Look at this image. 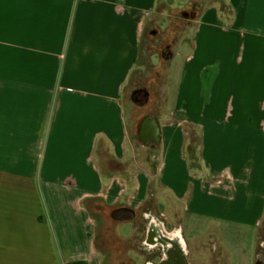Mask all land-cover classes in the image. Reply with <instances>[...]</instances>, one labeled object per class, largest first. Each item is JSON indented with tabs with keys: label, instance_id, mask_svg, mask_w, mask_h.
Listing matches in <instances>:
<instances>
[{
	"label": "crops",
	"instance_id": "crops-1",
	"mask_svg": "<svg viewBox=\"0 0 264 264\" xmlns=\"http://www.w3.org/2000/svg\"><path fill=\"white\" fill-rule=\"evenodd\" d=\"M191 1L0 0V264H102L90 204L138 215L155 189L173 225L261 228L264 0ZM188 5L162 112L128 116L145 34Z\"/></svg>",
	"mask_w": 264,
	"mask_h": 264
},
{
	"label": "rangeland",
	"instance_id": "rangeland-1",
	"mask_svg": "<svg viewBox=\"0 0 264 264\" xmlns=\"http://www.w3.org/2000/svg\"><path fill=\"white\" fill-rule=\"evenodd\" d=\"M204 3V0H192ZM190 6L184 10L185 13L189 11ZM191 9V8H190ZM164 25L155 26L154 33L147 32L143 40V52L139 62L137 70L131 77V85L129 86L126 97L125 106L127 108L128 116L139 119L145 112L154 111L156 114H160L164 108L166 87L168 83V69L172 67L170 74L171 78L174 77L178 63L181 62V56L175 53L182 52L184 45L191 44V35L195 27V21L193 17H182V12H178V15L171 17L169 22H164ZM167 26V28H165ZM170 45V51L167 50V46ZM168 54H171L168 56ZM174 58V59H173ZM173 81V80H172ZM144 87L146 92L149 93V101L143 102V96L140 97L141 103H135L132 99V93L136 88ZM196 139H197V132ZM195 148H197L195 146ZM196 149L188 153V156L196 165ZM147 151V150H145ZM151 152L152 150H149ZM195 159V161H194ZM156 189L154 196L148 199V203L143 210L138 212V219L136 222H132L131 225H121L114 220L110 212L104 211L103 206L99 203L92 202L90 204L93 216L98 221L97 240L98 246L105 253V259L102 264H147L150 262L148 259V253L153 252V248L144 244L146 228L150 224L151 217L153 221H156L158 226L162 225V207L161 204L165 203V199L162 195L159 197ZM159 203L161 204L157 205ZM152 203H154L152 205ZM166 206L164 211L169 215L170 209ZM143 214H147L148 218H145ZM174 215V214H173ZM150 216V217H149ZM177 214H175L176 218ZM170 224L175 222V218L171 215ZM187 222V221H186ZM186 226L188 225L185 224ZM195 232H201L195 239L190 241L194 249L193 259L199 261H205L204 253L199 252L196 254V248L199 250H205L209 248V242L207 241L210 236L214 237L219 246L218 256L231 258V264L236 261L238 253H242L243 244L251 237L255 238V244L259 243V240L264 237V223L259 229L242 228L227 224H214L209 226L207 230L205 225L201 222L195 223ZM134 229V233L133 230ZM191 231V230H189ZM193 231V230H192ZM188 236H191V232H187ZM208 252V251H207ZM243 264H247L244 260Z\"/></svg>",
	"mask_w": 264,
	"mask_h": 264
},
{
	"label": "flooded vegetation",
	"instance_id": "flooded-vegetation-1",
	"mask_svg": "<svg viewBox=\"0 0 264 264\" xmlns=\"http://www.w3.org/2000/svg\"><path fill=\"white\" fill-rule=\"evenodd\" d=\"M197 13V6L193 5L192 8L185 13L188 17H195ZM170 45L167 50L170 51ZM171 54H168L170 56ZM141 90V96L144 95L146 89L144 87L136 88ZM145 218H148L147 215ZM150 224L146 228L144 244L153 248V252L148 253L150 262L147 264H231V258L219 257L218 251L221 246L217 244L214 237L208 238L209 248L199 250L196 248V254L199 252L204 253V257L208 258L203 262L193 259L194 249L190 241L195 239L201 232L189 231L187 226L170 224L165 217L162 216V225L158 226L156 221L151 217ZM132 220L138 219V215L133 214ZM149 219V218H148ZM187 232H191L189 237ZM255 238L251 237L243 244V252L236 257L233 264H243L246 260L247 264H264V237L255 244ZM222 248V247H221ZM199 251V252H197ZM208 251V252H207Z\"/></svg>",
	"mask_w": 264,
	"mask_h": 264
},
{
	"label": "water",
	"instance_id": "water-1",
	"mask_svg": "<svg viewBox=\"0 0 264 264\" xmlns=\"http://www.w3.org/2000/svg\"><path fill=\"white\" fill-rule=\"evenodd\" d=\"M141 90H136L132 93V99L135 103H141ZM149 101V93L145 92L143 95V102ZM155 123V124H154ZM139 138L145 145H149L152 142L159 143L160 141V128L156 124L154 119L146 118L140 125ZM134 212L125 208L117 209L113 211L111 217L117 221L130 220L133 217Z\"/></svg>",
	"mask_w": 264,
	"mask_h": 264
}]
</instances>
